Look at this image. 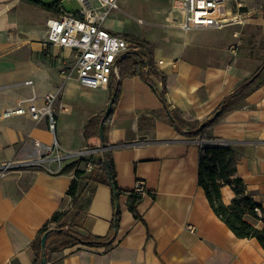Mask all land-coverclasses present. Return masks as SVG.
Segmentation results:
<instances>
[{"label":"crops","instance_id":"obj_1","mask_svg":"<svg viewBox=\"0 0 264 264\" xmlns=\"http://www.w3.org/2000/svg\"><path fill=\"white\" fill-rule=\"evenodd\" d=\"M28 1L0 0V115L32 97L41 105L45 95L56 93L54 137L69 157L59 174L42 168L0 178V264H34L30 242L53 214L71 210L66 192L75 155L87 150L84 123L109 101L108 87L86 89L74 73L66 80L59 73L62 64L72 66L73 57L67 49L46 44L45 22L62 1L52 8L45 0H36L38 6ZM263 8L264 0H243L242 25L168 34L171 40H161L153 53L157 73L147 81L120 80L107 139L117 187L133 193L137 181L144 184L146 195L134 204L138 218L129 211V198L119 196L120 219L111 234L112 192L83 186L76 221L92 236L110 233L111 242L50 251L47 264H264L259 244L236 238L213 214L197 184L204 143L224 142L234 152L236 175L264 210V82L213 126L195 138L186 135L190 127L209 120L220 102L262 64ZM105 27L112 31V25ZM161 93L167 111L189 125L182 132L167 122L157 97ZM52 140L45 120L0 116V164L33 158V141L50 145ZM220 194L229 205L231 189L223 186ZM245 220L259 227V222Z\"/></svg>","mask_w":264,"mask_h":264},{"label":"trees","instance_id":"obj_2","mask_svg":"<svg viewBox=\"0 0 264 264\" xmlns=\"http://www.w3.org/2000/svg\"><path fill=\"white\" fill-rule=\"evenodd\" d=\"M30 4L38 6V1L29 0ZM58 3V2H57ZM47 5L49 8L55 5ZM43 8L45 5H41ZM264 17V8L262 9ZM132 43L136 51L129 52L126 57L119 60L117 70L119 81L111 78L108 91L109 97L114 95L111 112L104 119L101 125L105 109L87 119L83 126V138L87 150H97L95 153L76 159L72 163L73 178L67 189L66 195L71 198V210H63L53 214L47 224H45L35 235L29 244V249L34 255V264H40L42 259V249L40 240L46 234L44 254L47 264V255L50 251H61L76 245L87 247L106 246L111 242L112 234L118 227L120 212L115 202L119 196L126 195L129 200V211L134 218H138L134 204L140 199L134 193L121 191L116 184L114 164L110 154V145L107 139V129L110 125L114 109L121 94L120 80L124 78L140 77L147 81L148 76L157 73L153 62L152 46L144 40L125 37ZM137 47L146 51H137ZM264 82V61L262 64L230 95L226 96L217 106L210 119L195 127H190L186 133L192 139L201 134L205 129L213 126L218 118L232 110L241 100L253 92ZM157 97L163 103L164 112L167 115V122L176 132H182L185 127H189L184 121L177 119L175 113L167 111L162 93ZM219 115L215 117V113ZM204 124L203 127L201 125ZM91 162L90 171L86 170V164ZM234 152L229 145L209 146L205 145L201 149L198 160L197 184L202 188L207 203L213 214L231 231L238 239H254L264 251V210L254 202L251 194L247 192L243 181L236 175ZM64 170V168H63ZM83 186H103L112 192L113 219L110 225V233L104 237H95L85 232L78 225L76 218L77 206L81 197ZM228 186L233 198L229 205H224L221 200L220 188ZM79 209V206H78ZM80 210V209H79ZM245 217L259 222V227L247 222Z\"/></svg>","mask_w":264,"mask_h":264},{"label":"built area","instance_id":"obj_3","mask_svg":"<svg viewBox=\"0 0 264 264\" xmlns=\"http://www.w3.org/2000/svg\"><path fill=\"white\" fill-rule=\"evenodd\" d=\"M77 1L80 10L65 13L58 2L55 6L57 14L47 19L46 44L60 49H67L73 57V64L67 68L64 64L59 67L63 79L74 76L78 83L86 89L107 88L111 78L119 80L117 63L126 55L135 51V46L121 35L105 27V22L111 11L119 10V0H67ZM172 9L180 19L175 28L184 33L195 29L221 30L229 26L242 25L243 0H174ZM172 24V20H168ZM140 24L141 21L138 20ZM235 51V45L230 48ZM161 65V61L155 63ZM31 85V82H27ZM56 93H49L42 99L41 105H36L35 98L18 102L13 108L5 109L1 113L3 119L11 116H27L31 121L38 123L46 121L47 130L53 135L50 145L33 141L35 154L33 158L20 161H8L0 164V178L12 172L23 170L36 171L42 169L49 174H59L63 171L66 155H63L55 135L56 118L53 105ZM209 146H226L224 142L210 141L204 143ZM97 150H84L76 153L74 159L86 157ZM53 164L54 167H51ZM92 163L86 164L90 171ZM133 193L139 197L146 195L142 181H137ZM191 232L193 229L188 227Z\"/></svg>","mask_w":264,"mask_h":264},{"label":"rangeland","instance_id":"obj_4","mask_svg":"<svg viewBox=\"0 0 264 264\" xmlns=\"http://www.w3.org/2000/svg\"><path fill=\"white\" fill-rule=\"evenodd\" d=\"M59 0H45V4L51 5ZM62 1L61 7L65 13L80 10L77 1ZM174 0H119V10L111 11L106 20V26L112 25L114 33L122 37H132L144 40L152 46L153 53L158 49L161 40H171L168 34H177L181 30L175 28L180 16L173 11L172 2ZM138 20L141 23H138ZM172 20V24L168 22ZM188 33V32H187ZM126 39V38H125ZM127 40V39H126ZM137 51L146 53L140 47ZM260 57V61H264Z\"/></svg>","mask_w":264,"mask_h":264},{"label":"water","instance_id":"obj_5","mask_svg":"<svg viewBox=\"0 0 264 264\" xmlns=\"http://www.w3.org/2000/svg\"><path fill=\"white\" fill-rule=\"evenodd\" d=\"M113 101H114V95H112L106 105V108H105V111H104V115L102 117V121H101V125H102V122L104 121V119L106 117L109 116L110 112H111V107H112V104H113ZM219 115V112L215 113V117H217ZM204 124L201 125V127H203ZM116 204V207L118 206L117 205V201L115 202ZM45 239H46V234H44L42 237H41V240H40V244H41V249H42V259L40 261V264H46V259H45V254H44V247H45Z\"/></svg>","mask_w":264,"mask_h":264}]
</instances>
